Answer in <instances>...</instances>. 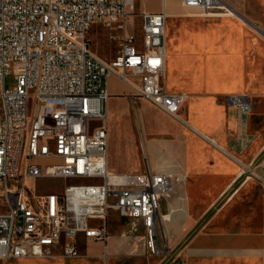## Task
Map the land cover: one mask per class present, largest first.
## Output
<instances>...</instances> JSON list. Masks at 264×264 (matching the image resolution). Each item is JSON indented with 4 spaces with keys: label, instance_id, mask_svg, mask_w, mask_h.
Returning a JSON list of instances; mask_svg holds the SVG:
<instances>
[{
    "label": "built area",
    "instance_id": "1",
    "mask_svg": "<svg viewBox=\"0 0 264 264\" xmlns=\"http://www.w3.org/2000/svg\"><path fill=\"white\" fill-rule=\"evenodd\" d=\"M181 3L210 16L235 12L225 0ZM134 14L139 40L127 31ZM165 22L164 9L135 12L134 0H0V260L76 258L79 234L107 241L112 211L140 221L148 248L159 253L160 203L174 185L148 169H108L104 83L116 75L178 118L186 95L164 86ZM96 23L118 32L119 50L108 63L90 51ZM10 72L16 85L5 89ZM229 101L239 113L249 110L246 97ZM41 177L70 182L39 193Z\"/></svg>",
    "mask_w": 264,
    "mask_h": 264
},
{
    "label": "crops",
    "instance_id": "2",
    "mask_svg": "<svg viewBox=\"0 0 264 264\" xmlns=\"http://www.w3.org/2000/svg\"><path fill=\"white\" fill-rule=\"evenodd\" d=\"M225 1L234 14L206 15L181 0H142L139 12L166 13L164 86L186 95L178 118L146 101L168 115L162 125L148 120L147 131L136 111L142 99L137 90L116 75L104 83L108 169L119 174L148 169L169 175L175 185L182 180L179 197L161 200L166 202L162 220L185 210L187 228L169 242L158 264H264V0ZM234 96L248 98L246 113L230 105ZM177 200L185 201L184 207ZM112 216L120 215L110 212L106 223ZM130 220L128 229L142 228ZM197 224L202 228L195 229ZM140 240L122 233L92 241L79 234V256L69 262L60 257L0 261L117 264Z\"/></svg>",
    "mask_w": 264,
    "mask_h": 264
},
{
    "label": "rangeland",
    "instance_id": "3",
    "mask_svg": "<svg viewBox=\"0 0 264 264\" xmlns=\"http://www.w3.org/2000/svg\"><path fill=\"white\" fill-rule=\"evenodd\" d=\"M141 3L142 0H134L135 4V12H139L141 9ZM157 5V3H156ZM199 12H202L200 9H198ZM169 24H172V21L169 20ZM127 31L130 34H133L137 40L140 39V26H139V19L134 14L128 21L127 25ZM117 31L115 29H106L105 27L101 26L100 23H96L91 31L89 32V46L90 51L94 55L96 59H98L101 62L108 63L110 62L115 55L117 54L119 50V42L117 41ZM16 85V80L13 75V73H8L4 77V87L5 89H12ZM137 114L139 117H144L143 124L148 131L149 123L148 120H151L152 118L158 119L160 122V125L163 124L164 119L168 117V115L158 111L155 109L151 104L147 103L146 101L140 99L139 105L137 106ZM160 117H158V115ZM132 126L134 129V136H135V142H138V133L135 130L136 124L135 120L132 119ZM70 182L68 180H64L62 178H54V177H41L36 180L35 187L38 192H51V191H58L63 188V186ZM174 182V190L177 193H172L170 196L171 198H177L179 197L180 193H183L182 190V180L177 179L178 184L175 185V179H173ZM178 189V190H177ZM193 203V200H192ZM176 204L179 206L181 204L182 206L185 205V201H176ZM184 207V206H183ZM166 211V202L161 201L160 203V212L164 213ZM215 211V210H214ZM203 212V211H202ZM211 212L207 213L205 216L208 217ZM204 216V215H203ZM186 219L187 214L184 210L183 212L176 213L174 217H172L171 220L167 222H162L160 226H158L156 230V236L154 237L156 245L160 248L159 253L152 254L150 249L147 246V241L144 237L143 228H138L136 232H133L128 229L130 225V219L122 216H112L109 217L107 221V231L108 234H122L125 233L127 235H136L141 240L137 243V246L132 248L130 252L127 254V256L117 259V264H158L161 257L166 256V253L168 249L171 248V244H169L170 241L175 240L177 236L181 235L184 231H186ZM127 222V223H126ZM128 224V226H126ZM203 224H197L194 228H202ZM132 229V227H131ZM162 248V250H161ZM148 258H153L151 261L148 262ZM37 261H56L52 259H38V258H32ZM72 259H66L65 261L69 262ZM0 264H4L3 261H0ZM27 264H38V263H27Z\"/></svg>",
    "mask_w": 264,
    "mask_h": 264
}]
</instances>
